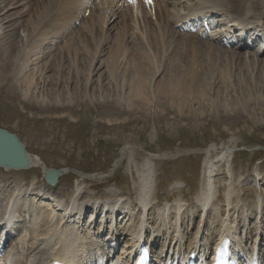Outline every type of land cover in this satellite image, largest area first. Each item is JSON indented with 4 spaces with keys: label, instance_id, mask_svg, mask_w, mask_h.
Instances as JSON below:
<instances>
[{
    "label": "bare ground",
    "instance_id": "1",
    "mask_svg": "<svg viewBox=\"0 0 264 264\" xmlns=\"http://www.w3.org/2000/svg\"><path fill=\"white\" fill-rule=\"evenodd\" d=\"M259 9L263 11L264 0H153L149 9L130 0H0V84L6 82L9 93L16 94L20 101L33 100L42 112L48 110L50 95L58 94L55 96L58 101L65 92V106H72V99L77 103L113 100L119 106L118 111L142 109L146 113L154 104L157 111L154 115L164 119V113L161 114L165 109L164 98L166 106L174 108L184 121H193V126L198 128L207 100L209 113L218 115L221 111L233 115L228 91L232 89L235 95L236 86L246 84L241 83L243 68L254 81L264 72V57L259 55L264 39L254 50L242 39L248 33V40L264 37V16L256 13ZM217 21L223 23L211 27ZM206 25L211 32H205ZM142 29L145 36L139 32ZM85 41L92 44V52L87 50ZM86 53L88 70L83 88L78 67ZM145 63L152 68L146 70ZM234 76L236 83L231 78ZM57 84L66 89H60L62 86L54 89ZM95 87L99 88L98 96ZM82 89L86 91L78 97ZM215 90H224L222 97L215 96L219 101L214 100V94L207 93ZM106 93L114 98L104 99ZM263 108L264 95L258 94L256 98L242 100L237 113H254L257 121L264 124ZM66 114L51 118L56 122L65 117L76 121L73 111ZM99 120L109 126L107 130L115 128L109 119L102 116ZM223 128L230 132L229 127ZM230 134V145L220 147L216 162L207 161L219 148L215 143L201 151L206 154L204 165L209 167L204 175L205 184L201 183L195 191L191 204L180 196L171 202L157 201L158 175H155L153 156H145L139 162L134 159L135 150L130 143L120 148L121 157L116 162L127 157L126 169L133 167L138 178L136 195L129 193L127 198L113 190L101 194L105 198L85 194L81 180L64 200L61 197L65 188L54 192L64 170L60 171L57 184L46 190L38 185L36 176L28 185L16 183L11 190L0 184L2 229L9 222L22 223L24 228L15 233L14 243L1 257L0 264H48L65 258L74 264H94L92 260L100 263L106 243L97 240V236L106 229V239L111 240L108 244L114 240L125 242L120 255L113 254L115 264L126 263L131 251L125 250L137 241L143 229L146 242L152 246L161 240L168 251L167 257L172 255L173 259L197 250L206 253L217 239L229 234L241 253L239 259L246 264L259 263L257 259L264 252V199L260 198H263L264 176L258 171L253 174L252 182L258 183L256 187L260 191L253 205L235 194V181L237 178L240 181L242 176L233 174L237 138ZM19 141L27 158L28 168L23 170L35 167L43 175L51 169ZM218 163L225 165L230 181L224 191L222 209L214 204L220 190L214 179L217 175L213 174ZM173 188L180 186L176 184ZM133 197L136 202L129 204ZM89 211L90 223L85 224ZM96 213L102 215L98 223L91 220ZM196 215L199 221L189 236L186 224H191ZM7 233L6 238H10L11 233ZM161 234L165 237L161 238Z\"/></svg>",
    "mask_w": 264,
    "mask_h": 264
},
{
    "label": "rangeland",
    "instance_id": "2",
    "mask_svg": "<svg viewBox=\"0 0 264 264\" xmlns=\"http://www.w3.org/2000/svg\"><path fill=\"white\" fill-rule=\"evenodd\" d=\"M256 13L264 16V9L263 11L259 9ZM139 32L145 36L143 29L142 32L140 30ZM84 45L88 51L92 52L93 46L90 42L85 41ZM250 49L254 50L252 47ZM245 50L241 49V51ZM259 55L264 57L263 53H259ZM82 63L78 69L82 72L81 78L84 88L88 70L87 53L84 55ZM145 66L147 67L146 70L152 68L146 63ZM243 71L241 83L246 84L238 87L239 89L236 86L235 95H233L232 89L228 91L231 97L229 106L234 110L233 115L227 116L221 111L218 112V115L209 113L210 104L207 100V106L202 111L203 117L200 119L201 126L198 128L193 126V121H184L174 108L166 106V99L164 98L162 101L165 109L161 112V114L164 113V119L156 118L154 114L157 111H155L154 104L146 113L140 111L142 109L130 112L118 111L119 106L113 100L106 102L82 100V102L77 103L75 99H72L73 105L65 106L67 100L64 97L65 92H62L64 95L61 94L62 96L58 101L55 98L58 94L50 95L48 97L50 102L47 104L48 110L42 112L33 100L20 101L16 94L9 93L6 82L0 84V127L15 133L26 146L27 151L36 155L34 157L38 158L40 163L44 162L43 164H46L47 167L64 170L60 177V185L54 190V192H58L65 188L64 191L67 192L62 195L63 199H66L68 192L72 193L77 181L81 182V180L84 181L83 191L85 194L106 195L107 192L113 190V192H118L124 197H127L129 193L136 195L138 178L133 167L126 169L128 158L122 157L121 162L116 163L121 157L120 148L124 144L130 143L135 150L134 159L139 162L145 156H153L155 175H158L156 177L158 180L157 197L171 202L176 196H180L188 200L189 204L192 202L195 191L200 185L205 184L204 175L209 167V165H204L206 154L201 153V151L215 143L219 148L207 157V161L209 163L216 162L220 147L230 145V133H232L237 138L232 161L233 174H241L242 176L240 181L239 178L235 181V192L240 198L253 205L251 203H254L260 194L258 186L256 187L258 183L252 182L254 180L253 174L258 171L261 176H264V124L257 121L254 113H237V111L242 100H247L249 97L256 98L258 94L264 95V79H261L264 72L259 76L257 75L258 78L254 81L251 73L246 72L244 68ZM231 78L236 83V76ZM60 86H62L60 89H66L62 84L54 89H59ZM72 87H75L74 84ZM53 91L56 92V90ZM85 91L82 89L78 97L84 95ZM223 91L217 90L216 92L215 90L214 93L209 91L207 93H209L208 95L214 94L213 97L216 101V99L218 100L217 97L224 95ZM146 92L148 96L151 94L149 87ZM98 93H100L99 88L95 87V95L98 96ZM108 94H103L104 99L114 98ZM57 103L58 106L55 108ZM64 110L66 111L62 112ZM262 110L264 111V108ZM71 111L76 115V121H70L69 118L65 117L56 122L51 118V116H59L61 113L67 115L66 113ZM98 112L103 115L98 116ZM102 116L109 119L111 124L115 126L113 130L106 129L109 126L103 124L104 120L103 123L100 122L99 119ZM224 125L230 128V132L224 130ZM111 127L113 128L112 125ZM237 128L239 131L235 130ZM216 167L213 174L217 175L214 179H216L217 188L220 189L221 202H215L218 205L214 204L215 207L220 208L224 203L223 192L228 188L230 181L225 165L218 163ZM41 175L42 170L35 167L21 172H7L0 169V184L1 186L5 184L4 189L11 190L16 183L26 185L36 176L37 181H40L38 185L48 189V185ZM154 184L156 185V182ZM176 184L180 186L179 190L173 188ZM262 194L264 197V192ZM0 197L3 196L0 195ZM90 215L91 212H87L85 222L89 220ZM100 218L101 213L93 214L92 219H96L97 223ZM198 221L199 216L196 215L193 224L191 222L189 225L187 222L188 231L193 233ZM13 241L14 237L7 244L3 254L6 253ZM160 243L159 241L158 247H161Z\"/></svg>",
    "mask_w": 264,
    "mask_h": 264
},
{
    "label": "water",
    "instance_id": "3",
    "mask_svg": "<svg viewBox=\"0 0 264 264\" xmlns=\"http://www.w3.org/2000/svg\"><path fill=\"white\" fill-rule=\"evenodd\" d=\"M0 165L6 168H21L27 166V158L24 147L19 139L6 130L0 129ZM58 170L45 173V179L49 183H55Z\"/></svg>",
    "mask_w": 264,
    "mask_h": 264
},
{
    "label": "snow or ice",
    "instance_id": "4",
    "mask_svg": "<svg viewBox=\"0 0 264 264\" xmlns=\"http://www.w3.org/2000/svg\"><path fill=\"white\" fill-rule=\"evenodd\" d=\"M132 2H134V0H132ZM149 2H150V0H149Z\"/></svg>",
    "mask_w": 264,
    "mask_h": 264
}]
</instances>
